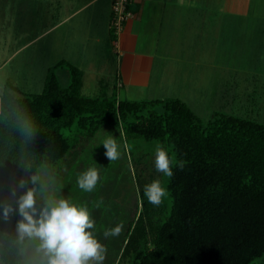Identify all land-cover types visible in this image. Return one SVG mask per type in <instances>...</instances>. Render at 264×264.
<instances>
[{
    "label": "trees",
    "instance_id": "trees-1",
    "mask_svg": "<svg viewBox=\"0 0 264 264\" xmlns=\"http://www.w3.org/2000/svg\"><path fill=\"white\" fill-rule=\"evenodd\" d=\"M57 68L67 70L66 86H61ZM82 76L81 70L61 60L48 69L39 93L4 84L0 264L26 262L19 236L8 232L10 216L3 219V206H13L23 195L22 177L42 166H57L102 126L120 128L128 139L156 141L169 148V158L174 159L173 176L166 181L168 210L162 203L152 205L144 195L145 186L159 180L154 162L150 166L140 157L135 160L140 207L125 229L120 260L264 264V123L222 113L203 123L176 98L118 100L115 89L110 96H84ZM259 258L261 263L254 262Z\"/></svg>",
    "mask_w": 264,
    "mask_h": 264
},
{
    "label": "crops",
    "instance_id": "crops-1",
    "mask_svg": "<svg viewBox=\"0 0 264 264\" xmlns=\"http://www.w3.org/2000/svg\"><path fill=\"white\" fill-rule=\"evenodd\" d=\"M48 1L46 10L43 0L15 1L4 17L5 30L10 37L19 34L17 51L50 35L47 47L29 50L19 67L40 65L45 79L49 68L67 61L83 74L81 92L107 84L106 96L115 89L118 100L176 98L192 110L188 101L204 85V67L214 63L204 59L198 41L187 43L188 36L212 38L216 59L230 62L237 44L264 58V0L263 10H255L253 0H132L130 17L116 36L109 30L110 0Z\"/></svg>",
    "mask_w": 264,
    "mask_h": 264
},
{
    "label": "rangeland",
    "instance_id": "rangeland-1",
    "mask_svg": "<svg viewBox=\"0 0 264 264\" xmlns=\"http://www.w3.org/2000/svg\"><path fill=\"white\" fill-rule=\"evenodd\" d=\"M15 1L17 0H0V94L5 82L17 86L23 93H39L45 81L43 68L36 65L33 69H21L19 64L27 59L29 50L35 49V47H47L51 36L40 37L26 50L17 51L20 48L19 31L16 30V34H18L14 35L16 37H10L7 35L4 25L7 10L11 6H16ZM43 1L44 3H40L41 10L49 9V1ZM260 1L253 0L255 10L256 8L263 10ZM36 6L37 4H34V7ZM40 27L42 26H38V28ZM211 39L205 37L197 40L189 36L187 38V43L189 41L190 44H195L193 41H198L201 53L205 56L204 59L214 63L213 68L204 67V85L198 91L196 98L193 101H188V104L203 123L210 120L213 113L233 115L264 123V58L259 60L257 57L259 53L252 52V49L248 48L244 50L237 44L233 55L229 58L230 62L227 57L216 59ZM221 52L222 50H219V54L222 56ZM114 70V67L110 68V66L107 69L108 75L113 76V83L115 81ZM56 72L61 86H66L69 83L67 70L57 68ZM108 86L103 84L99 90L97 86L91 85L81 93L88 97L105 96ZM110 135L119 145L120 158L116 161H109L105 156L106 149L103 146V141ZM158 146L161 147L156 141L125 138L122 130L117 127H100L92 136L82 140L78 150L69 153L57 166H42L32 175L39 177L38 184L35 185L38 190L41 185H46V190L42 195L38 191L37 208H42L49 197L67 199L73 204L87 207L95 221V227L89 231H92L95 238L107 248L102 264H130L127 260H120V251L125 229L136 211L139 212L140 207L134 162L140 157L148 165L151 166L152 162L155 165ZM164 149L169 153V148L165 147ZM171 156L173 157L172 154ZM92 167L99 169L100 181L92 193H85L78 187L77 178ZM30 178L31 176L22 177V180L26 181L23 194L33 187ZM159 181L167 191V196L163 198L162 204L164 210H168L170 198L166 188L167 176L160 173ZM3 201L0 189V203ZM12 207L16 211L10 214L8 232L18 235L17 223L22 218L18 213L17 202ZM119 224L123 225L121 234L106 238L105 230ZM18 244L24 250L25 264H38L35 252L38 241H29L25 238L24 241L19 239ZM254 262L261 263L262 259L259 258Z\"/></svg>",
    "mask_w": 264,
    "mask_h": 264
},
{
    "label": "clouds",
    "instance_id": "clouds-1",
    "mask_svg": "<svg viewBox=\"0 0 264 264\" xmlns=\"http://www.w3.org/2000/svg\"><path fill=\"white\" fill-rule=\"evenodd\" d=\"M25 130L28 131L27 126ZM30 134V132H29ZM106 149L105 156L109 161L120 158L119 145L110 135L103 141ZM173 162L168 152L157 147L155 155V169L165 176H173ZM183 168V163H179ZM32 188L21 195L18 200V213L22 218L17 223L19 239L24 241H38L35 252L38 264H102L106 257L107 248L95 238L92 231L95 221L85 206H78L67 199L49 197L44 206L37 208L38 191L42 195L46 185H41L39 190L35 187L39 177L31 176ZM100 181V172L96 167L89 168L77 178L78 187L85 193H92ZM26 181L21 180L19 187L23 188ZM144 195L148 202L159 206L167 191L161 186L159 180H154L145 186ZM12 196H16L15 190ZM16 209L11 205L3 206V219L7 220ZM123 225L105 230V237H116L122 232Z\"/></svg>",
    "mask_w": 264,
    "mask_h": 264
},
{
    "label": "built area",
    "instance_id": "built-area-1",
    "mask_svg": "<svg viewBox=\"0 0 264 264\" xmlns=\"http://www.w3.org/2000/svg\"><path fill=\"white\" fill-rule=\"evenodd\" d=\"M109 30L113 35H118L127 19L130 17L132 0H110Z\"/></svg>",
    "mask_w": 264,
    "mask_h": 264
}]
</instances>
